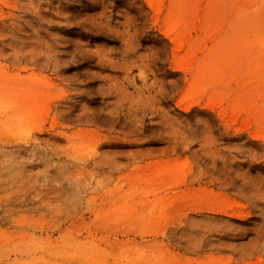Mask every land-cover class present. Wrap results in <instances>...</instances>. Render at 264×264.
<instances>
[{
    "label": "rangeland",
    "instance_id": "374dc122",
    "mask_svg": "<svg viewBox=\"0 0 264 264\" xmlns=\"http://www.w3.org/2000/svg\"><path fill=\"white\" fill-rule=\"evenodd\" d=\"M0 264H264V0H0Z\"/></svg>",
    "mask_w": 264,
    "mask_h": 264
}]
</instances>
